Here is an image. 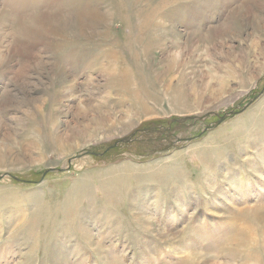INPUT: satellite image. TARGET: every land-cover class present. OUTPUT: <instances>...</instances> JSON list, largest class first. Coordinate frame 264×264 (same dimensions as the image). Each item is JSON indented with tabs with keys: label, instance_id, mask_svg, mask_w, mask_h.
I'll return each instance as SVG.
<instances>
[{
	"label": "rangeland",
	"instance_id": "obj_1",
	"mask_svg": "<svg viewBox=\"0 0 264 264\" xmlns=\"http://www.w3.org/2000/svg\"><path fill=\"white\" fill-rule=\"evenodd\" d=\"M0 264H264V0H0Z\"/></svg>",
	"mask_w": 264,
	"mask_h": 264
},
{
	"label": "bare ground",
	"instance_id": "obj_2",
	"mask_svg": "<svg viewBox=\"0 0 264 264\" xmlns=\"http://www.w3.org/2000/svg\"><path fill=\"white\" fill-rule=\"evenodd\" d=\"M219 82H220V80H219ZM210 92V91H209ZM212 92V91H211ZM199 111V110H198ZM186 113H189V112H181V113H178V114H186ZM134 125V122H132V121H127L126 122V124L124 125L125 127H124V130H123V132H125V130H127L128 128H130L131 126H133ZM123 132H121V133H123Z\"/></svg>",
	"mask_w": 264,
	"mask_h": 264
},
{
	"label": "water",
	"instance_id": "obj_3",
	"mask_svg": "<svg viewBox=\"0 0 264 264\" xmlns=\"http://www.w3.org/2000/svg\"><path fill=\"white\" fill-rule=\"evenodd\" d=\"M231 115V114H230Z\"/></svg>",
	"mask_w": 264,
	"mask_h": 264
}]
</instances>
